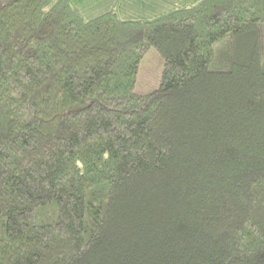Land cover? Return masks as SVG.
Instances as JSON below:
<instances>
[{
  "label": "trees",
  "instance_id": "1",
  "mask_svg": "<svg viewBox=\"0 0 264 264\" xmlns=\"http://www.w3.org/2000/svg\"><path fill=\"white\" fill-rule=\"evenodd\" d=\"M262 23L264 0H0V264H264Z\"/></svg>",
  "mask_w": 264,
  "mask_h": 264
},
{
  "label": "crops",
  "instance_id": "2",
  "mask_svg": "<svg viewBox=\"0 0 264 264\" xmlns=\"http://www.w3.org/2000/svg\"><path fill=\"white\" fill-rule=\"evenodd\" d=\"M85 19L115 9L122 19L149 20L202 0H70Z\"/></svg>",
  "mask_w": 264,
  "mask_h": 264
},
{
  "label": "rangeland",
  "instance_id": "3",
  "mask_svg": "<svg viewBox=\"0 0 264 264\" xmlns=\"http://www.w3.org/2000/svg\"><path fill=\"white\" fill-rule=\"evenodd\" d=\"M262 66L264 69V23L260 24ZM211 69L229 70L231 68V37L221 38L214 44L210 62ZM163 69V58L155 48H150L140 62L135 90L149 93L159 87Z\"/></svg>",
  "mask_w": 264,
  "mask_h": 264
}]
</instances>
